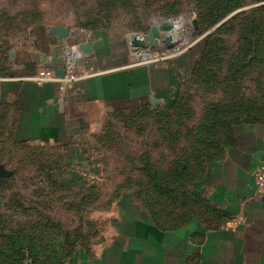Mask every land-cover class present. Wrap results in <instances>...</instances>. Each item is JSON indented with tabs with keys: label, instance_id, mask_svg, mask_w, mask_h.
Segmentation results:
<instances>
[{
	"label": "rangeland",
	"instance_id": "obj_1",
	"mask_svg": "<svg viewBox=\"0 0 264 264\" xmlns=\"http://www.w3.org/2000/svg\"><path fill=\"white\" fill-rule=\"evenodd\" d=\"M166 20L184 22L179 36L175 27L170 33L178 40L171 46L164 41L169 33L159 29ZM252 23L264 28V0H0V78L22 75L14 70L17 61L36 42L45 44L48 32L63 58L69 50L80 54L78 62L80 42L110 37L122 62L159 66L168 78L174 73L171 86L129 102H91L95 95L86 93L80 101L89 103L79 102L86 124L65 150L16 142L14 134L26 139V130L13 127L19 124L13 108L3 109L0 162L13 174L0 178V248H7L9 235L32 234L41 247L55 244L54 253L67 249L65 260L51 259L72 264L108 232L118 212L166 226L218 215L201 188L205 174L223 155L238 119L252 122L254 115L238 116V103L253 100L264 108V64L250 57L246 38ZM57 25L72 34L60 39L51 31ZM135 34L145 47L131 46ZM34 63L23 66L33 86ZM74 106L75 119L82 117L78 102ZM2 263L19 264L1 256Z\"/></svg>",
	"mask_w": 264,
	"mask_h": 264
},
{
	"label": "crops",
	"instance_id": "obj_2",
	"mask_svg": "<svg viewBox=\"0 0 264 264\" xmlns=\"http://www.w3.org/2000/svg\"><path fill=\"white\" fill-rule=\"evenodd\" d=\"M46 36L45 44L36 42L35 48L20 56L14 70L22 75L0 78V107L13 108L19 123L13 127L23 125L26 142L62 145L65 150L73 134L86 124L82 104L89 102L80 101L86 93L95 95L91 102H129L158 87L171 86L169 80L174 78V73L168 78L159 66L122 62L116 57L114 41L98 37L91 43L94 55L78 61L80 68H101L98 72L77 82L67 93L61 92L56 82L33 86L23 77L28 60L37 67L51 62L56 67L63 65L56 36L50 32ZM116 64L121 65L111 67ZM77 102L82 117L75 119ZM261 165L264 120L237 123L223 156L211 161L202 181L201 188L218 215L164 227L150 218L118 212L108 232L90 249H82L75 264H264V192L256 188L253 176Z\"/></svg>",
	"mask_w": 264,
	"mask_h": 264
},
{
	"label": "trees",
	"instance_id": "obj_3",
	"mask_svg": "<svg viewBox=\"0 0 264 264\" xmlns=\"http://www.w3.org/2000/svg\"><path fill=\"white\" fill-rule=\"evenodd\" d=\"M252 26H253V23H252ZM253 30L254 31H252V33L249 32V34H252L251 37L246 36L247 40L250 41V49L254 52L253 56H250V57H253V59L257 60L259 63L264 64V28H258L257 25H254ZM197 63H195L194 66H196ZM249 64L250 62H247V65ZM238 104H239L238 106L240 107L236 110L239 114L238 116L247 115V114L254 115L253 119L251 120L252 122L258 121V120H264V117H263L264 108L261 107V105H258V102L249 100V102L246 101L245 103L241 102ZM3 109H5V107H0V121L1 122H3L4 120ZM238 120L239 121H237V123L242 122V120L240 119ZM233 129L234 128H232L228 144L232 140ZM15 135L16 134H14V137ZM14 137L13 139H15L16 142L20 143V142L26 141V139H16ZM155 222L158 223L157 221ZM160 225L164 227H176V226H166L163 224H160ZM16 233L18 232L16 231ZM7 239H8L7 246H6L7 248L5 247L0 248V257L2 256L3 258L4 257L9 258L12 261L16 260L19 264H38L39 262H42L44 264L45 263L46 264H61L59 262H55L54 259H51V256L52 255H55L56 257L61 256V258L65 260V258L69 255L67 254V249H65V254H63L64 249H62L63 250L62 253H57V252L54 253L55 244H49L46 248L39 246L37 238L33 236L32 234H30L27 237H19L17 235L14 236L12 234V235H9ZM75 259H76L75 256L74 258H71L72 260L71 263L74 262L72 264L77 263Z\"/></svg>",
	"mask_w": 264,
	"mask_h": 264
},
{
	"label": "built area",
	"instance_id": "obj_4",
	"mask_svg": "<svg viewBox=\"0 0 264 264\" xmlns=\"http://www.w3.org/2000/svg\"><path fill=\"white\" fill-rule=\"evenodd\" d=\"M175 54L177 53H174V55ZM79 55L68 50L67 56L64 58L63 65L61 67L42 65L28 78L32 79L39 85L48 82H56L59 85L60 91L64 92L75 82L93 74L84 69V71H81L82 68L80 69V66L77 62ZM61 68L65 69V72L62 76L57 73V69ZM253 176L256 188L261 192H264V165L258 166L255 169Z\"/></svg>",
	"mask_w": 264,
	"mask_h": 264
},
{
	"label": "water",
	"instance_id": "obj_5",
	"mask_svg": "<svg viewBox=\"0 0 264 264\" xmlns=\"http://www.w3.org/2000/svg\"><path fill=\"white\" fill-rule=\"evenodd\" d=\"M193 24L195 27H198V21L196 19H194ZM174 27H175L174 20H166L159 26L160 30L167 31L169 33L164 38V41L166 42L167 46H171L172 44L178 41V40H172L170 36V33L173 31ZM51 31L56 32L57 36L60 39L68 38L73 32L72 28L66 25L53 26L51 27ZM152 36L153 34L150 32L148 34V38L151 42H152ZM130 44L133 48H139L140 46L145 47L147 45V42L139 35L135 34L131 36ZM77 47L80 48L82 56L94 55L95 51L90 41L80 42ZM49 66H55L54 62H51ZM64 72H65L64 68L57 69V73L61 76L64 74ZM12 174H13V170L9 169L4 163L0 162V177H10Z\"/></svg>",
	"mask_w": 264,
	"mask_h": 264
},
{
	"label": "bare ground",
	"instance_id": "obj_6",
	"mask_svg": "<svg viewBox=\"0 0 264 264\" xmlns=\"http://www.w3.org/2000/svg\"><path fill=\"white\" fill-rule=\"evenodd\" d=\"M183 24H184L183 20L182 21L180 20V21H176L175 22V29H176L175 36H179L177 33L183 27ZM170 36H171V34H170ZM171 38H172V36H171Z\"/></svg>",
	"mask_w": 264,
	"mask_h": 264
}]
</instances>
